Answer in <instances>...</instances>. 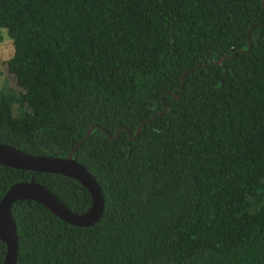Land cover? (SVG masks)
Returning <instances> with one entry per match:
<instances>
[{
  "label": "trees",
  "instance_id": "trees-1",
  "mask_svg": "<svg viewBox=\"0 0 264 264\" xmlns=\"http://www.w3.org/2000/svg\"><path fill=\"white\" fill-rule=\"evenodd\" d=\"M0 29L15 85L0 87V143L65 157L99 126L73 158L100 220L15 202L17 264H264V0H0ZM30 179L74 213L91 205L71 178L3 165L0 199Z\"/></svg>",
  "mask_w": 264,
  "mask_h": 264
},
{
  "label": "water",
  "instance_id": "water-1",
  "mask_svg": "<svg viewBox=\"0 0 264 264\" xmlns=\"http://www.w3.org/2000/svg\"><path fill=\"white\" fill-rule=\"evenodd\" d=\"M250 47V41L248 40L246 51H249ZM224 58L229 57L225 56ZM222 59L223 57L217 63H221ZM199 67H205V64L201 66L196 65L194 69ZM187 72L189 71H186L181 77L182 86L184 75ZM182 91L181 89V93ZM181 93L177 96L173 95V98H179ZM164 111L165 107L163 111L141 123L131 140L138 137L145 123H150ZM98 128L99 126H92L88 129L84 137L74 144L65 157L32 155L0 143V165L33 173L56 174L71 178L80 183L88 191L91 198L90 207L85 212L77 214L68 209L49 189L33 179L12 184L0 199V240L5 244V254L2 264H17L18 237L16 225L11 214V207L17 201L31 200L37 202L60 220L73 226L91 227L100 220L104 209V196L101 188L86 167L73 158L74 151L87 141L92 130ZM105 134L108 135L106 132ZM117 135L118 131H116L114 138H111L109 135L108 137L111 140H116Z\"/></svg>",
  "mask_w": 264,
  "mask_h": 264
},
{
  "label": "rangeland",
  "instance_id": "rangeland-1",
  "mask_svg": "<svg viewBox=\"0 0 264 264\" xmlns=\"http://www.w3.org/2000/svg\"><path fill=\"white\" fill-rule=\"evenodd\" d=\"M13 55L12 41L6 33V30L0 29V87L4 84L9 87H15L14 82L10 79L7 62Z\"/></svg>",
  "mask_w": 264,
  "mask_h": 264
}]
</instances>
